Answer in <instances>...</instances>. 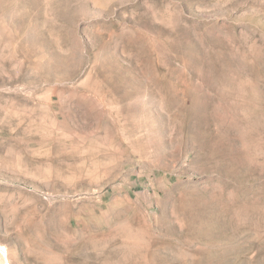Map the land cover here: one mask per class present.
<instances>
[{
  "label": "rangeland",
  "instance_id": "rangeland-1",
  "mask_svg": "<svg viewBox=\"0 0 264 264\" xmlns=\"http://www.w3.org/2000/svg\"><path fill=\"white\" fill-rule=\"evenodd\" d=\"M0 264H264V0H0Z\"/></svg>",
  "mask_w": 264,
  "mask_h": 264
},
{
  "label": "bare ground",
  "instance_id": "bare-ground-1",
  "mask_svg": "<svg viewBox=\"0 0 264 264\" xmlns=\"http://www.w3.org/2000/svg\"><path fill=\"white\" fill-rule=\"evenodd\" d=\"M3 249V246L0 245V250ZM4 250V249H3Z\"/></svg>",
  "mask_w": 264,
  "mask_h": 264
}]
</instances>
